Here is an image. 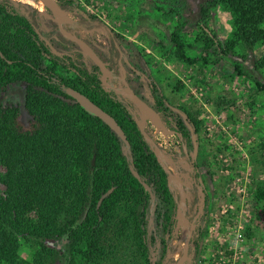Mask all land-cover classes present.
I'll return each mask as SVG.
<instances>
[{"label": "trees", "instance_id": "obj_1", "mask_svg": "<svg viewBox=\"0 0 264 264\" xmlns=\"http://www.w3.org/2000/svg\"><path fill=\"white\" fill-rule=\"evenodd\" d=\"M60 1L70 8L78 7L77 0ZM217 2L231 16V30L225 42L204 22H195L200 31L194 41L209 58L189 55L191 44L182 32L188 20H183L175 6L166 12L176 17L173 28L164 40L155 42L159 56L186 64H217L238 47L264 45V0ZM155 6L161 9L158 3ZM85 21L95 23L90 28L108 32L110 47L105 63L112 77L120 78L123 63L127 62L122 52L124 36L95 15ZM55 33V29L43 27L41 13L33 4L0 0V91L11 85H26L21 88L19 105L0 109V163L6 168L0 172V186H5L4 194H0V264H37L38 260L33 262L20 255L19 238L33 239L43 247L44 239L58 237L65 247L64 264H99L115 249L113 245H101L106 236L105 224L113 215L120 217L116 223L119 233L132 232L145 264H173V247L165 233L179 206V197L170 183V169L157 159L150 141L137 126L136 105L127 101L116 86L103 84L97 64L78 63L69 55L53 52L47 43ZM136 49L138 62L132 69L140 71L144 79L136 77L134 93L167 121L165 98L150 72V62L144 59L146 54L141 49ZM256 66L264 68V55ZM232 69L237 75H245L238 64H233ZM252 79L256 88L264 92V83ZM177 83L176 89L180 90L183 84ZM68 88L83 93L109 113L128 143L80 106L66 92ZM19 115L32 121L30 129L19 128ZM168 123L182 134L191 152L192 135L201 128L196 114L177 118L175 125ZM123 147L129 150L128 155L123 154ZM258 148L264 156V135ZM188 161L192 166L188 174L193 182V207L198 202L200 173L197 161ZM255 184L253 196L260 203L264 200V183ZM201 190L205 215L209 198L206 189ZM30 211L34 212L33 217L29 216ZM186 219L189 226L195 221L192 216ZM202 236L201 232L193 233L195 253Z\"/></svg>", "mask_w": 264, "mask_h": 264}, {"label": "rangeland", "instance_id": "obj_2", "mask_svg": "<svg viewBox=\"0 0 264 264\" xmlns=\"http://www.w3.org/2000/svg\"><path fill=\"white\" fill-rule=\"evenodd\" d=\"M14 1L36 6L41 13L43 27L55 29L53 40L47 43L53 52L69 55L78 63H94L86 49L62 34L58 21L66 33L85 40L108 72H101L103 84L116 86L122 96L138 108V119L153 140L152 147H157L158 155L155 156L157 159L159 156L170 169V183L179 197V206L165 233L166 240L173 247L170 253L173 264L185 251L190 227L183 217L189 216L195 221L182 264H264V200L256 203L257 199L253 196L255 183H264V156L258 148L264 135V92L256 88L252 79L264 83V68L256 66L257 60L264 55V45L238 47L217 64H186L166 61L159 56L154 48L155 42L163 39L176 21L174 14L166 13L172 6L179 9L183 20H188L182 32L191 44L188 49L190 56L206 57L200 44L194 41L200 31L196 20L204 22L221 42H225L231 30V16L217 0H77V8L55 0L60 8L57 18L52 5L48 7L45 0ZM178 2L179 5H175ZM155 3L161 9H157ZM91 14L124 36L122 52L127 62L123 63L122 75L118 79L112 77L105 63L109 55L110 36L105 29L89 27L95 24L85 21ZM136 48L146 54L144 59L150 62V72L165 98L167 121L155 111L160 120L158 126L145 113L143 105L147 104L134 93L136 77L140 75L144 79L140 71L132 69L133 64L138 62L134 55ZM233 64H238L245 75L235 74ZM177 81L183 84L180 90L176 89ZM21 88H26V85H11L0 91V102L3 103L0 109L19 105L23 97ZM187 113L196 114L197 120L201 121L199 132L192 135L191 152L182 134L168 125V122L175 125V120L185 118ZM32 124V121L18 116L22 131L30 129ZM122 151L129 154L126 147ZM189 158L197 161L200 173L198 202L193 207ZM5 169L0 163V172H5ZM144 186L150 191L148 185ZM201 187L206 189L209 198V209L205 215ZM4 191L5 186L1 185L0 194L3 195ZM152 194L153 209L155 194ZM29 216L33 217L34 212L30 211ZM119 220L116 215L107 219L106 236L102 238L101 245L106 248L113 245L116 250L110 257L100 260L99 264H145L132 232H118L116 223ZM149 225L152 231V212ZM248 227L251 231L249 236L246 234ZM200 232L203 236L195 253L191 239L193 233ZM19 242L20 255L28 260H38L37 264H64L65 247L60 237L44 239V249L33 239L19 238Z\"/></svg>", "mask_w": 264, "mask_h": 264}, {"label": "water", "instance_id": "obj_3", "mask_svg": "<svg viewBox=\"0 0 264 264\" xmlns=\"http://www.w3.org/2000/svg\"><path fill=\"white\" fill-rule=\"evenodd\" d=\"M48 2L52 5L53 8V12H54V16L57 18L59 12H60V8L58 6V4L56 3L55 0H48ZM58 26L60 28V30L62 31V34L69 40H72L74 42H76L78 45H80L81 47H83L84 49H86L88 51V53L90 54L91 58L93 59L94 63L97 64L101 70L102 73L107 74V70L102 67V65L100 64L98 57L95 55V53L93 52L92 48L90 47V45L83 40L80 37L68 34L64 31V29L62 28V23L60 21H58ZM106 87H109V85H105ZM66 92L77 101V103L82 106L86 111L94 114L95 116H97L98 118H100L101 120H103L118 136L119 138H121V140H123L125 143H128L127 137L124 133V131L122 130V128L120 127V125L117 123V121L109 114L107 113L105 110H103L100 106H98L97 104H95L93 101H91L88 97H86L83 93L75 90V89H70L68 88L66 90ZM135 122L137 124V126L139 127L140 131L142 132V134L144 135V137L148 138V140L150 141L151 144H154L153 140L150 138V136L145 132L142 122L138 119V117H135ZM154 153L156 155L157 154V147L154 145ZM158 159L161 161V158L158 156ZM162 162V161H161ZM133 174L139 178L138 173L133 170ZM184 220L186 221V223H188L187 219L185 217H183ZM189 232H188V236L185 240V251H186V246L189 240V236L190 233L192 231L193 225L190 224L189 226ZM183 253L182 257L180 259H178L175 264H182L183 260L185 258V252Z\"/></svg>", "mask_w": 264, "mask_h": 264}, {"label": "bare ground", "instance_id": "obj_4", "mask_svg": "<svg viewBox=\"0 0 264 264\" xmlns=\"http://www.w3.org/2000/svg\"><path fill=\"white\" fill-rule=\"evenodd\" d=\"M46 3L49 5L48 7H50V3L48 2V0H45ZM53 10V9H52ZM134 96V95H133ZM135 97V96H134ZM136 98V97H135ZM137 100V99H136ZM139 103L142 102L140 100H137ZM144 106V111L147 114V116L149 118H151L152 122L154 125L158 126L160 124V120H159V116L158 114L153 111L151 108H149L147 105H143Z\"/></svg>", "mask_w": 264, "mask_h": 264}]
</instances>
